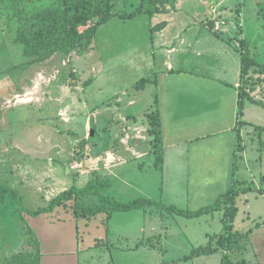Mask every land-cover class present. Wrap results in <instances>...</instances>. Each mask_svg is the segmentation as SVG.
I'll list each match as a JSON object with an SVG mask.
<instances>
[{"label":"crops","instance_id":"obj_1","mask_svg":"<svg viewBox=\"0 0 264 264\" xmlns=\"http://www.w3.org/2000/svg\"><path fill=\"white\" fill-rule=\"evenodd\" d=\"M135 1L140 6L145 0ZM184 2L192 0H170L165 5H150L145 1V8L152 7L153 13L134 19L120 21L116 20L117 17L108 21L99 27L86 53L73 52L66 59H62L64 55L56 54L39 64L40 73L34 80L42 78L43 81L34 86L36 94H21L24 103L18 105L45 112L41 119L53 123L52 126H57L55 121L60 117L59 121L68 128L64 132L55 127L50 133L36 134L34 143H19L16 151L20 159L14 167L20 174L19 190L24 200H41L46 206L72 187L84 188L93 174L110 178L117 197L121 199L147 198L191 212L213 205L230 190L236 155V103L241 86V53L234 43H227L222 35L218 33L219 37L211 30L216 22L211 19L213 17L206 20L212 15L213 8H229L224 0L211 5L208 2L199 4L196 14L200 17L178 20L177 14L186 11ZM160 6H163L162 11L155 12V8ZM158 18V22L166 23V26L152 33L151 29L160 24L156 23ZM135 22L150 29L147 45L133 35L126 48H113L114 51L108 55L107 49L113 47H109L113 44L111 36L116 34L119 25ZM107 24H110L109 32L102 34L101 30ZM219 25L217 29L231 34L225 24L219 22ZM193 26L199 27L200 31H192ZM115 38L119 43V36ZM204 59L208 61L205 64ZM77 60L85 62L82 74L73 66L70 74L64 75V69ZM205 68L213 76V81L207 86L200 80V73ZM68 75L76 80L70 81L66 78ZM129 76L133 79L124 85ZM251 76L264 79L260 74L251 73ZM142 77L155 78L158 83L154 85L159 97L162 133L160 169L155 166L157 159L149 164L145 160H149L150 153L155 154L149 142L151 136L146 135L149 130L147 123L135 115L121 112L124 107L136 106L139 94L153 84L136 90L134 85ZM109 79L111 85L107 84ZM261 90L251 92V96L264 102V96L259 95ZM110 101L111 105L104 104ZM212 106H218L219 110L212 121H208L207 116L210 119L213 115L210 111ZM153 107L146 110V114L154 112ZM70 109L76 110L70 112ZM99 118L103 121L105 136L102 143L93 147V124ZM244 122L246 124L241 129L243 143V131L249 123ZM211 124L215 125L214 129L210 128ZM245 150L244 147L239 155L245 154ZM75 163L83 165L81 173L71 170ZM130 165L135 168L137 176L140 171L146 174L154 170L161 177L151 178L146 183H133V177L122 175L124 168ZM178 171L185 173L184 180L180 179ZM26 218L40 240L41 264H119L115 250L134 255L145 250L144 256L153 258L154 262V252L158 248L155 240L160 237L161 246L165 249L169 239L163 221L142 210L118 212L111 218L106 213L95 217H75L71 210ZM220 233H206V237L209 239L210 235ZM183 243L188 246V239L185 238ZM215 255L218 254L193 258V264L200 260L206 263ZM185 257L179 261L186 260ZM214 260L216 262V257ZM253 263L264 264L263 260Z\"/></svg>","mask_w":264,"mask_h":264},{"label":"rangeland","instance_id":"obj_2","mask_svg":"<svg viewBox=\"0 0 264 264\" xmlns=\"http://www.w3.org/2000/svg\"><path fill=\"white\" fill-rule=\"evenodd\" d=\"M217 1L219 0H192V2L189 3L184 2L186 3L184 4L186 11L177 14L176 19H196L200 17V14H196V7L199 4L208 2V5H211V3ZM224 2H226L225 4L229 8L221 6L213 8L212 15L207 17L206 20H210V18L213 17L211 19H213L214 22L225 24L228 29L227 32L231 33L230 35L232 36L217 29L216 22L215 24L213 22L214 25L211 27V30L219 33V35H222L225 39L235 40L233 43L237 47H240L242 41H246L252 56L258 63L264 64V0H224ZM57 6L58 0H45V2L42 3L27 0H0V255L2 257L16 254L23 249L22 229L19 221V205H23V207L28 210H38L45 206L44 202L41 200L28 201V199L24 200L21 195L19 190L20 174L14 167L15 164L19 163L20 159L16 151L19 149V143H34L33 139L36 134L44 131L50 133L55 130V127L56 129L64 130V132H67L68 128L65 123L59 121L60 117L56 118L55 122L57 126H52L53 123L42 120L43 115L46 114L45 112H36L32 109L19 107L18 105L19 103H24L21 101V94L25 96L31 92L36 94V87L34 86H36V83L38 84L40 80L43 81L42 78H40V80H34V78L38 76V73H40L41 65H34L26 70L23 68L25 63L34 60L36 57L26 55L24 46L15 43L18 29L22 26L32 27L36 23L34 15L40 9H55ZM138 6L135 0H120L115 10L119 13H129ZM161 7L163 6L156 7L155 12H161ZM151 8L152 7L149 6L146 9L151 10ZM199 8L204 10L202 7ZM227 9H229V11H225ZM116 20L122 21L121 18H117ZM156 20L157 24L161 22H158L160 18ZM109 25L110 24H107L103 27L101 30L102 34L106 31L109 32ZM117 29L119 30L115 32L117 35H113L115 37L119 36L120 44L117 43L114 36H111L113 38V44L109 45V47H113L112 49H107L108 55L111 51H114L113 48H126L133 35H137L136 37H139L146 45L151 37L150 29L147 26L138 25L136 22L135 24H121ZM192 31L198 33L200 28L193 26ZM98 55H100L99 52ZM108 55H106V57ZM66 58L67 56H64L62 59ZM206 62L208 61L204 59V64ZM84 65V60L74 61L64 69V75L70 74L69 71L73 69V66H76V69H79V73L82 74L81 71ZM199 68L201 69V67ZM207 71L209 70L205 68L201 71L203 73H200L202 74V76L200 75V80L206 86L213 81V76L210 74V71L209 73H207ZM66 78L70 81L76 80L71 75H68ZM129 79H133V77L129 76L124 85L129 83ZM253 79L256 81L255 83L259 85L258 89L262 88L259 95L264 96V79L254 77ZM214 83L217 84V82ZM107 84L111 85L112 81L109 79ZM248 89H250V87H248ZM258 89L254 90L253 93ZM156 94V85L152 84L148 86L145 92L139 94L136 106L132 108L124 107L121 112L125 115L131 114L139 117L140 121L147 123L148 129H151L150 119L147 116L149 113L146 114V110L154 105ZM236 104V121H238V112L240 110L239 99ZM243 106V114H245V117H242L241 120L249 123L246 130L243 131V147H245L246 150L245 154L243 153V155H240L237 161L238 169L236 177L239 181H245V187L253 186L264 189V108L248 100H244ZM74 110L76 109H70V112ZM217 110H219L218 106H212L210 111L211 113L213 112V115L210 119L207 116L208 121H212ZM143 115H145V117H143ZM44 117L48 116L45 115ZM214 126L215 125L212 126L211 124L210 128L214 129ZM93 127L94 130L91 140L96 144L102 143L105 136L103 121L99 118L96 120L95 125L93 124ZM80 131L81 129L78 130V133ZM146 135L147 137L151 136L149 137L150 143L156 137V134H150L149 130ZM182 142H185V140H182ZM153 149L155 150V148ZM148 159L149 160L145 159L147 164H149L148 162L155 161L157 156L150 153ZM67 163L66 166L68 167ZM75 164L72 165L71 170L81 173L83 168L73 169ZM141 172L143 171H140V175H135V168L130 165L124 168L122 175H127V178H129V176L133 177L135 179L133 183L137 182L139 184L142 182L146 183L147 180L157 176L161 177V174L154 170L146 174H142ZM178 174H180V179H185L184 172L178 171ZM113 179L116 180L114 177ZM114 193L118 196L115 190ZM236 207L238 212L234 218L233 231L248 233L249 237L246 241V249L242 251L244 253L233 254L231 255V259L234 262L243 259H246L248 262H262V260L264 262V196L257 191L242 193L237 199ZM148 213L152 218L160 219V221L164 223V228L167 230L165 232L169 234L165 249L161 246L160 237H157L154 242L158 247L154 252V262H152L153 258L150 257L148 259L144 256V253H146L145 250H141L142 252H138V254L135 255L127 254V251L123 253L115 250L114 253L117 256L119 264H148L146 261H149V264H193L194 260L192 259L179 261V258L184 256L188 257L194 248L207 245L210 241V236L208 239L206 233H220L221 229H223L221 212H215L213 215L207 214L199 217H186L166 209L159 210L153 207L148 210ZM161 218L163 220H161ZM165 232H163V236H166ZM185 238L188 239V246L183 243ZM179 240H182V242H179ZM176 241L177 243L175 244ZM125 244L126 241L123 242V246H125ZM217 254L218 255L209 257L206 263H201L202 260H200L195 264H219L221 262L219 257L222 258L223 253L218 252ZM215 257L217 259L216 262L214 260Z\"/></svg>","mask_w":264,"mask_h":264},{"label":"trees","instance_id":"obj_3","mask_svg":"<svg viewBox=\"0 0 264 264\" xmlns=\"http://www.w3.org/2000/svg\"><path fill=\"white\" fill-rule=\"evenodd\" d=\"M27 1L45 2V0ZM119 1L58 0L57 8L40 9L34 15L36 23L32 27H20L15 38L16 44L24 46L26 55L36 57L34 60L25 63L23 68L26 70L34 65L45 63L56 54H62L64 56H69L73 52L84 54L89 50L99 27L108 21L116 17L123 20L134 19L144 14L153 13L152 10L145 8V1H148L150 5H165L170 2V0H145L133 12L119 13L115 10ZM165 26L166 23H160L152 28L151 31L154 33L162 30ZM216 35L219 36L218 33ZM221 38L227 43L233 44L232 40L225 39L224 37ZM247 44L246 41H242L240 47L237 48L241 53L240 110L238 112L234 176L232 186L227 193L221 195L213 205L191 212L147 198L135 200L121 199L115 195L114 183L110 178H103L98 174H93L84 188L72 187L57 195L46 206L38 210H28L23 205H19V221L22 229L23 249L16 254L3 257L0 255V264H41L43 255L40 240L29 224L26 215L37 217L40 215H51L59 210H71L75 217H95L98 214L106 213L111 218L118 212H129L133 210L148 211L149 208L153 207L159 210L166 209L186 217H199L207 214L213 215L215 212L222 213V232L217 235H210V241L207 245L194 248L190 256L185 257V259L210 256L222 252L221 264H258L246 260L234 262L231 259V255L241 253L246 249V241L249 237L248 233L233 231L234 218L238 212L236 207L237 199L242 193L250 191H257L264 195L263 188L253 186L245 187V181H239L235 176L238 169L237 161L240 158L239 154L244 150L241 135V129L246 124L241 120L244 115V100H248L264 108L263 101L256 100L251 96V92L256 90L258 85L252 78L251 73L264 76V64L256 61ZM151 83L158 84L155 78H143L134 85V88L136 90H142L147 84ZM111 104L112 101L105 105ZM158 108L159 97L156 95L153 107L155 111H152L147 116L150 119L151 126L149 133L152 135L153 133L156 134L151 144L155 148V154L157 156L155 166L160 169L162 168L163 150L159 146L162 143V133L160 130L161 121ZM95 144L92 141L93 147Z\"/></svg>","mask_w":264,"mask_h":264},{"label":"built area","instance_id":"obj_4","mask_svg":"<svg viewBox=\"0 0 264 264\" xmlns=\"http://www.w3.org/2000/svg\"><path fill=\"white\" fill-rule=\"evenodd\" d=\"M220 25L219 23L217 24V28H219ZM83 168V165L81 163H76L74 166H73V169H82Z\"/></svg>","mask_w":264,"mask_h":264}]
</instances>
